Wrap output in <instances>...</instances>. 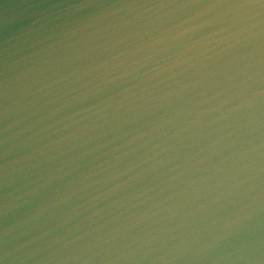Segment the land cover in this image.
<instances>
[{"label": "water", "instance_id": "obj_1", "mask_svg": "<svg viewBox=\"0 0 264 264\" xmlns=\"http://www.w3.org/2000/svg\"><path fill=\"white\" fill-rule=\"evenodd\" d=\"M0 264H264V0H0Z\"/></svg>", "mask_w": 264, "mask_h": 264}]
</instances>
